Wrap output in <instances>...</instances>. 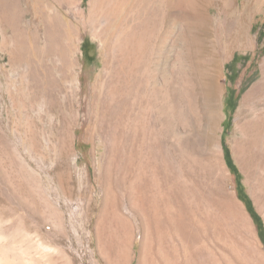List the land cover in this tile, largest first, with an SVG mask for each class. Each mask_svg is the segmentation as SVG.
<instances>
[{"label":"rangeland","instance_id":"rangeland-1","mask_svg":"<svg viewBox=\"0 0 264 264\" xmlns=\"http://www.w3.org/2000/svg\"><path fill=\"white\" fill-rule=\"evenodd\" d=\"M262 81L264 0H0V264H264Z\"/></svg>","mask_w":264,"mask_h":264},{"label":"bare ground","instance_id":"bare-ground-1","mask_svg":"<svg viewBox=\"0 0 264 264\" xmlns=\"http://www.w3.org/2000/svg\"><path fill=\"white\" fill-rule=\"evenodd\" d=\"M157 1H158V0H157ZM162 1H164V0H162ZM117 2H118V1H117ZM120 3H121V2H120ZM155 3H156V2H154L153 4L155 5ZM159 3H160V2H159ZM147 4H148V1H147ZM153 4H152V6H153ZM164 4H166V3H164ZM144 5H146V3H145ZM150 5H151V4H150ZM156 5H157V8L159 9L157 3H156ZM117 6H118V5H117ZM160 6H161V5H160ZM138 7H139V6H138ZM153 7H154V6H153ZM160 8H161V7H160ZM164 8H165V7H163V9H164ZM158 9H157L155 12H157ZM163 9H161V10H163ZM116 10H117V9H116ZM119 10H120V9H119ZM119 10H118V12H119ZM164 12H165V10L163 11V13H164ZM120 13H121V12H120ZM150 13H151V12H150ZM165 14H166V13H165ZM129 15H130V14H129ZM124 16H125V15H124ZM165 16H166V15H165ZM115 17H116V16H115ZM132 17H133V15H132ZM118 18H119V17H118ZM144 18H145V17H144ZM148 18H149V17H148ZM148 18H147V19H148ZM149 19H150V18H149ZM132 20H133V19H132ZM134 20H135V19H134ZM152 21H153V20H152ZM157 21H159V20H157ZM173 21H174V20H173ZM146 22H148V21H146ZM160 22H161V21H160ZM133 23H135V22H133ZM155 23H156V21H155ZM165 23H166V22H165ZM165 23H164V24H165ZM125 24H127V23H125ZM161 24H162V23H161ZM172 24H173V23H172ZM138 25H139V24H138ZM142 25L144 26L145 24H142ZM148 25H149V24H148ZM150 25L152 26V28H151L152 31H151V32L153 33V28H154L153 25H154V24H151V23H150ZM157 25H158V24H157ZM134 26H135V25H134ZM160 26H161V25H160ZM160 26H158V27L160 28ZM116 27H117V25H116ZM126 27H127V26H126ZM131 27H132V26H131ZM155 27H156V26H155ZM123 28H124V27H123ZM149 28H150V27H149ZM149 28H148V29H149ZM159 28H158V30H159ZM132 29H133V27H132ZM135 29H137V28H135ZM135 29H134V30H135ZM140 29H141V28H140ZM148 29H147V30H148ZM151 29H150V30H151ZM128 30H130V31H129V32L127 31V34H125V35L123 36V39H122V42H121V43L124 44L125 46H124V45H121V46H124V50L126 51V53L130 54V53H131V49L133 50L132 45L135 44L134 42H136V45L138 46V44H140L142 40L137 44V41H136V40L134 41L133 34H131V31H134V30H131V29H128ZM143 30H144V29H143ZM155 30H157V29H155ZM123 31H124V30H123ZM138 31H139V30H138ZM162 31H163V30H162ZM136 32H137V31H136ZM151 32H150V33H151ZM125 33H126V32H125ZM144 33H145V32H144ZM150 33H149V31H148V34H149V35H150ZM162 33H163V32H162ZM135 34H137V33H135ZM138 34H139V33H138ZM164 34H165V33H164ZM145 35H146V34H145ZM153 35H154V34H153ZM153 35L151 34L152 38H153ZM155 35H156V34H155ZM161 35H162V34H161ZM165 35H166V34H165ZM134 36H137V35H134ZM146 36H148V35H146ZM151 36H150L149 38H151ZM162 36H163V35H162ZM162 36H160V37H162ZM178 36H179V35H178ZM121 37H122V36H121ZM140 37H141V34H140V36H139L138 38L140 39ZM160 37H159V38H160ZM117 38H118V36H117ZM138 38H135V39H138ZM147 38H148V37H147ZM118 39H119V38H118ZM154 40H155V38H154ZM143 41H144V40H143ZM143 41H142V42H143ZM145 41H147V39H145ZM148 41H149V40H148ZM151 41H152V40H151ZM151 41H149L148 44H149ZM118 44H119V42H118ZM141 44H142V43H141ZM148 44H147V45L145 44L146 46L143 45V46H144V49H145L147 46H148V47L150 46V45H148ZM165 44H166V43H165ZM157 45H158V44H157ZM137 46H135V47H137ZM151 46H153V44H151ZM118 47H119V45H118ZM139 47H140V46H139ZM148 47H147V49H149ZM165 47H166V45H165ZM165 47H164V43H163V42H161V43L158 45V47H157V49H156L157 57H156L155 60L153 59V61L155 62V65H154L153 67L155 68L154 71H155V73H156V76L159 77V75H160L161 78H162V77H165V80H166V79H167V78H166V76H167V69H166L167 66H166V64H168V63H166V60H167L166 57H167V54H168V53L166 52ZM140 48H142V47H140ZM151 48H152V47H151ZM153 48H154V47H153ZM153 48H152V49H153ZM120 49L122 50V48H120ZM118 50H119V49H118ZM121 50H119V51H121ZM134 50H135V49H134ZM145 50H146V49H145ZM153 51H154V50H153ZM168 51H169V49H168ZM133 52L135 53V51H133ZM138 52H139V51H138ZM146 52H147V51H146ZM150 52H151V50L149 51V54H150ZM154 52H155V51H154ZM140 53H141V52H140ZM143 53H145V52L143 51ZM143 53H142V56H145V55H143ZM147 53H148V52H147ZM166 53H167V54H166ZM119 54H120V53H119ZM121 54H122V53H121ZM121 54H120V55H121ZM135 54H136V53H135ZM149 54H148V55H149ZM146 55H147V54H146ZM148 55H147V56H148ZM168 55H169V54H168ZM117 56H118V55H117ZM122 56H123V55H122ZM122 56H121V57H122ZM115 57H116V56H115ZM145 57H146V56H145ZM127 58H128V57H127ZM127 58H126V59H127ZM134 58H135V57H134ZM146 58H147V57H146ZM135 59H136V58H135ZM141 59H142V58H141ZM169 59H170V58H169ZM128 60H132V59L130 58V59H128ZM142 60H144V59H142ZM132 61H133V60H132ZM145 61H146V60H144L143 62L145 63ZM147 61H148V60H147ZM167 61L169 62V60H167ZM124 63H126V62H123L122 64H124ZM127 63H129V62L127 61ZM127 63H126V64H127ZM141 63H142V62H141ZM148 63H149V62H148ZM139 64H140V63H139ZM146 64H147V63H146ZM150 65H151V64H150ZM127 66H128V65H127ZM129 66H130V65H129ZM129 66H128V68H129ZM144 66H145V65H144ZM124 67H125V66H124ZM138 67H139V66H138ZM147 67H149V64H148ZM147 67H145V68H147ZM169 67H170V66H168V68H169ZM131 68H132V67H131ZM131 68H130V69H131ZM182 68H183V67H182ZM130 69H129V70H130ZM174 69H175V68H174ZM129 70H128V71H129ZM133 70H134V69H133ZM169 70H170V68H169ZM169 70H168V71H169ZM182 70H183V69H182ZM182 70H181V71H182ZM119 71H120V70H119ZM121 71H122V70H121ZM126 71H127V70H126ZM126 71H125V73H126ZM137 72H139V71H137ZM141 72H142V71H141ZM144 72H145V71H144ZM144 72H143V73H144ZM151 72H152V71H151ZM118 73H119V72H118ZM129 73H130V71H129ZM133 73H135V72H133ZM131 74H132V73H131ZM145 74H146V72H145ZM151 74H152V73H151ZM183 74H185V73H183ZM133 75H135V74H133ZM133 75H132V76H133ZM142 75H143V74H142ZM142 75H141V77H143ZM174 75H175V72H174ZM127 76H128V75H127ZM130 76H131V75H130ZM130 76H129V77H130ZM145 76H146V75H145ZM152 76H153V75H152ZM186 76H187V75H186ZM120 77H121V76H120ZM122 77H123V76H122ZM158 77H157V78H158ZM167 77H168V76H167ZM126 78H127V77H126ZM134 78H135V77H134ZM134 78H132V79H134ZM143 78H144V77H143ZM151 78H152V77H151ZM154 78H155V80L157 79L155 76H154ZM132 79H131V80H132ZM144 79H145V78H144ZM146 79H147V78H146ZM170 79H171V78H170ZM127 80H128V79H127ZM139 80H140V78H139ZM155 80H153V81H155ZM159 80H160V79H159ZM167 80H168V79H167ZM167 80H166V81H167ZM128 81H129V80H128ZM148 81H149V80H148ZM161 81H162V80H161ZM187 81H188V80H187ZM130 82H132V81H130ZM143 82H146V81L144 80ZM157 82H158V80H157ZM191 82H192V81H191ZM259 82H261V81H259ZM262 82H263V81H262ZM125 83H126V82H125ZM128 83H129V82H128ZM135 83H136V81H135ZM162 83H163V81H162ZM168 83H169V80H168ZM173 83H174V81H173ZM186 83H187V82H186ZM263 83H264V82H263ZM140 84H142V82H141ZM154 84H155V83H154ZM159 84H160V82H159ZM171 84H172V83H171ZM171 84H169V85H171ZM132 85H133V84H132ZM142 85H144V83H143ZM142 85H141V86H142ZM124 86H125V85H124ZM139 86H140V85H139ZM139 86H134L133 88L138 87V89L136 88L137 90H136V89H135V90H136V91H139V89H140ZM162 86H163V85H162ZM130 87H132V86H130ZM163 87H164V89L160 88V89L163 90V91H160V92H162V93L164 94L165 91H166V90H165V84H164ZM169 87H170V86H169ZM169 87H168V88H169ZM258 87H261L260 84L257 85V86H255L254 89H257ZM166 88H167V86H166ZM169 90H170V88H169ZM131 91H133V90H131ZM143 91H144V90H143ZM155 91H157V90L155 89ZM141 92H142V91H140V93H141ZM133 93H134V92H133ZM135 93H137V92H135ZM155 93H156V92H155ZM167 93H168V92H167ZM167 93H165V95H166ZM129 94H130V93H129ZM137 94H138V93H137ZM248 94H249V93H248ZM134 95H136V94H134ZM138 95H139V94H138ZM140 95H142V94H140ZM140 95H139L138 97H140ZM156 95H157V94H156ZM168 95H169V93H168ZM168 95H167V96H168ZM192 95H193V94H192ZM193 96H194V95H193ZM161 97H162V96H161ZM169 97H170V96H169ZM134 98H135V97H134ZM136 98H137V97H136ZM159 98H160V97H159ZM191 98H192V97H191ZM123 99H124V98H123ZM192 99H194V97H193ZM134 100H136V99H134ZM134 100H133V101H134ZM138 100H140V98L137 99L136 101L138 102ZM155 100H156V98L154 99V101H155ZM160 100H161V99H160ZM168 100H169V99H168ZM156 101H157V100H156ZM165 101H166V100H165ZM165 101H164V103H166ZM126 102H127V101H126ZM137 102H136V103H137ZM144 102H145V101H144ZM142 103H143V101H142ZM158 103H159V102H158ZM164 103H162V104H164ZM195 103H196V102H195ZM195 103L193 102V100L190 101L191 108H192L191 110H192L193 113L195 114L196 120L199 121L200 119H202V118H200V114H201V112H200V113L198 112L197 108L195 107ZM137 104H138V103H137ZM167 104H169V103H167ZM171 104H172V103H171ZM190 104H189V105H190ZM133 105H134V104H133ZM138 105H139V104H138ZM207 105H208V104H207ZM121 106H122V105H121ZM124 106H125V105H124ZM159 106H160V104H159ZM159 106H158V107H159ZM161 106H162V105H161ZM165 106H166V105H165ZM165 106L163 105V107H165ZM125 107H126V106H125ZM138 107H139V106H138ZM158 107L156 106V108H158ZM169 107L173 110V108L176 107V106L174 105V107H173V105H172V107H171V106H169ZM169 107H168V109L170 110ZM178 107H179V106H178ZM178 107H176V108H178ZM165 108H166V107H165ZM176 108H174V109H176ZM179 108H180V107H179ZM198 108H199V107H198ZM215 108H216V107H215ZM133 109H134V108H133ZM138 109H139V108H138ZM161 109H162V107H161ZM166 109H167V108H166ZM157 110H158V109H157ZM169 110H168V111H169ZM180 110H181V108L178 109V111H180ZM155 111H156V110H155ZM163 111H164V110H163ZM178 111H177V112H178ZM181 111L183 112V110H181ZM192 111H191V112H192ZM131 112H132V111H131ZM138 112H139V111H138ZM158 112H159V111H158ZM173 112H175V111H173ZM136 113H137V112H136ZM166 113H167V112H166ZM178 113H179V112H178ZM193 113H192V114H193ZM214 113H215V112H214ZM160 114H161V113H159V116H160ZM162 114H163V113H162ZM164 114H165V113H164ZM164 114H163V115H164ZM171 114H172V112H171ZM183 114H184V113H183ZM194 114H193V116H194ZM218 114H219V113H218ZM179 115H180V114H179ZM181 115H182V114H181ZM216 115H217V114H216ZM164 116H165V115H164ZM182 116H183V115H182ZM195 117H194V118H195ZM136 118H137V117H136ZM165 118H166V116H165ZM174 118H175V117H174ZM180 118H181V117H180ZM184 118H185V117H184ZM217 119H218V118H217ZM140 120H141V119H140ZM140 120H139V121H140ZM163 120H164V119H163ZM132 121H133V119H132ZM187 121H188V120H187ZM187 121H186V123H187ZM184 122H185V120H184ZM192 122H193V121H192ZM162 123H163V121H162ZM195 123H196V122H195ZM166 124H167V123H166ZM184 124H185V123H184ZM185 125H186V124H185ZM198 125H199V124H198ZM186 126H187V125H186ZM144 127H145V126H144ZM169 127H170V123H169ZM159 128H160V127H159ZM169 129H170V128H169ZM172 134H173V133H172ZM178 140H179V138H178ZM139 141H140V140H139ZM158 149H159V148H158ZM138 154H139V153H138ZM144 167H145V166H144ZM141 170H143V169H141ZM137 171H138V169H137ZM144 174H145V173H144ZM140 175H143V174H140ZM138 176H139V175H138ZM167 176H168V175H167ZM140 177H142V176H140ZM140 177H139V178H140ZM137 178H138V177H137ZM142 178H143V177H142ZM144 178H147V177H144ZM134 179H136V178L134 177ZM154 179H155V178H154ZM154 179H153L152 181H154ZM138 180H139V179H138ZM144 180H146V179H144ZM134 181H135V180H134ZM142 181H143V180H142ZM148 182H149V181H148ZM148 182H147V183H148ZM135 183H136V182H135ZM138 183H139V181H138ZM142 183H143V182H142ZM144 183H145V182H144ZM149 183H151V182H149ZM151 184H152V183H151ZM159 184H161V183H159ZM177 184H178V183H177ZM132 186H134V183H133ZM137 186H138V185H137ZM135 187H136V186H135ZM135 187H134V188H135ZM142 187H143V186H142ZM151 187H152V185H151ZM154 187H155V186H154ZM156 187H157V186H156ZM147 188H148V187H147ZM147 188H146V189H147ZM148 189H149V188H148ZM151 189H152V188H151ZM151 189H150V190H151ZM142 190H143V189H142ZM152 190H153V189H152ZM172 190H173V189H172ZM172 190H171V192H173ZM163 191H164V190H163ZM144 192H145V190H144ZM166 192H167V191H166ZM106 193H107V192H106ZM149 193H150V192H149ZM149 193H148V197H149ZM153 193H155V192H153ZM164 193H165V192H164ZM141 194H142V193H141ZM141 194H140V195H141ZM146 194H147V193H146ZM162 194H163V193H162ZM136 195H137V194H136ZM152 196H153V194H152ZM164 197H165V196H164ZM107 198H108V197H107ZM137 198H138V197H137ZM140 198H141V197H140ZM143 198H144V197H143ZM168 198H169V197H168ZM137 200H138V199H137ZM152 200H153V199H152ZM132 201H133V200H132ZM145 201H146V200H145ZM150 201H151V200H150ZM136 202H138V201H136ZM113 203H114V201H113ZM146 203H147V202H146ZM148 203H149V202H148ZM156 203H157V202H156ZM166 203H167V202H166ZM134 204H135V203H134ZM134 204H133V206H134ZM139 204H140V203H139ZM144 204H145V202H144ZM136 205H137V204H136ZM141 205H142V203H141ZM155 205H156V204H155ZM142 206H144V205H142ZM156 206H157V205H156ZM134 207H135V206H134ZM154 207H155V206H154ZM105 208H106V207H105ZM148 208H150L149 205H148ZM151 208H152V207H151ZM157 208H158V207H157ZM157 208H156V209L154 208V209L157 210V211H159ZM133 209H134V208H133ZM144 209H145V207H144ZM114 210H115V209H114ZM134 210H135V209H134ZM147 210H148V209H147ZM152 210H153V208H152ZM162 210H163V209H162ZM139 211H140V210H139ZM142 211H143V210H142ZM142 211H140V212H142ZM144 211H145V210H144ZM118 212H120V211L118 210ZM147 212H148V211H147ZM116 213H117V212H116ZM151 214H152V213H151ZM153 214H154V213H153ZM153 214H152V215H153ZM114 215H115V214H114ZM163 216H164V215H163ZM112 217H113V215H112ZM117 217H118V216H117ZM106 218H107V217H106ZM158 218H159V217H158V215H157V220H158ZM112 219H113V218H112ZM114 220H115V219H114ZM156 223H157V221H156ZM150 224H151V223H150ZM161 224H162V223H161ZM158 227H159V226H158ZM151 228H152V227H151ZM162 231H163V230H162ZM162 231H161V232H162Z\"/></svg>","mask_w":264,"mask_h":264},{"label":"trees","instance_id":"trees-1","mask_svg":"<svg viewBox=\"0 0 264 264\" xmlns=\"http://www.w3.org/2000/svg\"><path fill=\"white\" fill-rule=\"evenodd\" d=\"M85 55L88 54V51L85 50ZM225 152H226V157L228 160V163L232 169V172L235 174L236 178H237V191L238 194L240 196V198L247 204L249 211L251 212L257 227L259 229V231L261 232V236L264 239V223L262 221L261 216L254 210L253 205H252V201L248 195V193L245 190V186L241 181V174L237 171V168L235 166V164L232 162L231 157H230V151L229 148L226 146L225 147Z\"/></svg>","mask_w":264,"mask_h":264}]
</instances>
